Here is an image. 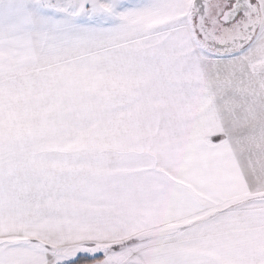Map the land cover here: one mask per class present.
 Wrapping results in <instances>:
<instances>
[{
  "label": "snow or ice",
  "instance_id": "6c2138e0",
  "mask_svg": "<svg viewBox=\"0 0 264 264\" xmlns=\"http://www.w3.org/2000/svg\"><path fill=\"white\" fill-rule=\"evenodd\" d=\"M0 264H264V0H0Z\"/></svg>",
  "mask_w": 264,
  "mask_h": 264
}]
</instances>
